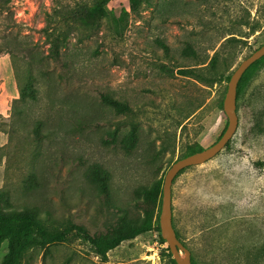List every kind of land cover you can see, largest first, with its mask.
Instances as JSON below:
<instances>
[{
    "label": "rangeland",
    "instance_id": "374dc122",
    "mask_svg": "<svg viewBox=\"0 0 264 264\" xmlns=\"http://www.w3.org/2000/svg\"><path fill=\"white\" fill-rule=\"evenodd\" d=\"M98 1L0 0V99L15 91L0 105L8 133L0 188L10 207L37 210L51 226L105 234L125 210L144 217L142 187L220 138L227 76L264 44V0H109L108 13L84 25L77 13ZM216 73L224 79L213 80ZM28 86L36 100L21 105L18 121L12 105ZM241 89L232 139L184 168L172 187L174 225L202 264H245L264 243V64ZM39 118L50 137L37 142ZM31 178L39 184L29 192ZM168 246L154 228L103 262L74 234L29 247L22 264H173ZM6 251L4 242L0 263Z\"/></svg>",
    "mask_w": 264,
    "mask_h": 264
},
{
    "label": "trees",
    "instance_id": "16d2710c",
    "mask_svg": "<svg viewBox=\"0 0 264 264\" xmlns=\"http://www.w3.org/2000/svg\"><path fill=\"white\" fill-rule=\"evenodd\" d=\"M108 1L109 0H99L91 8H87L84 12H78V18L82 20L84 25H91L108 13ZM130 1L137 4L140 0ZM55 46L56 48H54ZM55 46L53 47L54 49L52 48V55L59 59L60 55L57 49L58 46L57 44H55ZM189 49L191 48L189 47ZM261 64H264V56L252 64L244 73L239 83L238 93L241 92L244 82L252 73L253 69ZM188 71L191 70H185L184 72L188 73ZM224 77L225 76L221 73L218 74V76L212 77V79L215 81H221ZM227 77L230 79L231 75ZM28 97L36 100V92L32 86L21 89L20 97L16 98L13 102L12 110L14 114H17L18 121H25V118L19 115V112L23 110L21 106L23 103L31 101ZM107 100L120 112H130L132 110L128 104L117 99L107 98ZM26 105L29 104L27 103ZM44 122L45 120H43V118H39L34 126L35 140L37 142L50 137L49 132L44 133L42 129ZM226 128L227 126L222 134ZM4 149L5 146L0 148V157L7 154L5 152L3 153ZM194 152H197V150H194ZM98 177L100 178L101 176L98 175ZM32 181L34 182L35 187L31 189L29 183ZM101 181L104 191L107 192V178H103ZM29 183H26L29 192L37 190L36 185L39 184L38 179L31 178ZM162 188L163 182L160 179L155 181L151 186H144L139 190L140 195L138 198V206L144 212L143 218L139 220L129 219L128 211L125 210L124 213L118 217L108 233L98 234L93 233L87 227L76 223L68 224L64 227L51 226L46 222L45 217L37 210L28 207L22 209L12 208L9 206V196L6 195L5 187H2L0 188V248L4 242H7V251L0 264H22L23 255L29 247L33 245L49 246L55 243L66 242L69 241L74 234L79 235L87 243L91 244L94 252L100 257L101 261L107 262L109 260L110 250L119 246L124 240L133 239L154 228L161 232L160 208L162 204ZM178 236L180 237L179 233ZM161 239L166 241L162 234ZM251 247L256 250L255 244ZM167 250H170L169 246L167 247ZM257 251L258 253L253 251L252 254L247 256L248 262H245V264H257L260 259L264 258V243L261 247H258ZM169 253L172 255L171 250ZM192 258L194 264H202L195 256ZM235 260L233 259L232 263ZM173 264H177V261L174 258Z\"/></svg>",
    "mask_w": 264,
    "mask_h": 264
},
{
    "label": "water",
    "instance_id": "95a60500",
    "mask_svg": "<svg viewBox=\"0 0 264 264\" xmlns=\"http://www.w3.org/2000/svg\"><path fill=\"white\" fill-rule=\"evenodd\" d=\"M263 56L264 44L244 58L231 74L223 102L224 110L228 116V125L222 136L211 146L176 160L165 175L162 188L160 227L161 234L168 242L177 264H194V262L192 251L178 236L177 229L174 225L172 207V187L174 179L184 168L204 163L216 156L232 139L239 126L237 102L240 80L248 68ZM182 252L184 255H182Z\"/></svg>",
    "mask_w": 264,
    "mask_h": 264
},
{
    "label": "crops",
    "instance_id": "0c3cea01",
    "mask_svg": "<svg viewBox=\"0 0 264 264\" xmlns=\"http://www.w3.org/2000/svg\"><path fill=\"white\" fill-rule=\"evenodd\" d=\"M15 91H14V89H12L11 91H10V94L12 93H14ZM10 94H8V96L10 95ZM8 96H3V98H6V100L8 99ZM3 98H1L0 99V105L3 107V104H4V99ZM8 143V133L5 131V130H3V129H0V147H3V146H5L6 144ZM4 169H5V164L4 163H2V162H0V176L3 174V172H4Z\"/></svg>",
    "mask_w": 264,
    "mask_h": 264
},
{
    "label": "bare ground",
    "instance_id": "6f19581e",
    "mask_svg": "<svg viewBox=\"0 0 264 264\" xmlns=\"http://www.w3.org/2000/svg\"><path fill=\"white\" fill-rule=\"evenodd\" d=\"M182 255H184V253H182Z\"/></svg>",
    "mask_w": 264,
    "mask_h": 264
}]
</instances>
